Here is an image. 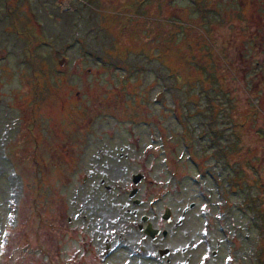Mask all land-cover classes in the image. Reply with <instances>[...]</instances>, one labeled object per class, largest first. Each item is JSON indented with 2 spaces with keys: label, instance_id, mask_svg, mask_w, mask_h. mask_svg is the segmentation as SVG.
Here are the masks:
<instances>
[{
  "label": "rangeland",
  "instance_id": "1",
  "mask_svg": "<svg viewBox=\"0 0 264 264\" xmlns=\"http://www.w3.org/2000/svg\"><path fill=\"white\" fill-rule=\"evenodd\" d=\"M100 179L112 237L187 207L120 264H264V0H0V264H93Z\"/></svg>",
  "mask_w": 264,
  "mask_h": 264
},
{
  "label": "flooded vegetation",
  "instance_id": "2",
  "mask_svg": "<svg viewBox=\"0 0 264 264\" xmlns=\"http://www.w3.org/2000/svg\"><path fill=\"white\" fill-rule=\"evenodd\" d=\"M134 174H139L141 177L143 176L141 173L137 172ZM133 175V174H132ZM132 179V176H131ZM83 182H86V177L83 178ZM104 187L108 192H111V188L104 185V180L100 179L99 184L97 185V188L95 191H92L91 193L87 192L82 197L81 206L78 208V210L73 214V217L67 216L66 220L69 222L72 221V219L78 221H86V226L82 225L83 227H86L87 229L91 230V235H95L94 238H92V243L94 246V250L96 253L93 256L92 263L93 264H120V262L116 259V252L119 250V248H122V240H127L129 231L127 229V224L134 228V231L136 233V236L134 237V243L138 245V247L135 246L134 243V249L131 251V255L129 257L135 256L140 253V255L144 256V261L148 263L149 259L153 256V244L165 240V238H168L171 236V225L173 228L178 227L182 224L183 219L185 218V214L187 212V207H185L180 215L179 219L175 222H173L172 217V210L169 207H166L164 209V213L159 217L158 214L154 213H148V212H141L138 217V221L132 220L130 223H126L125 225V233L123 234L122 231L118 233L117 237H112V234H114L113 230H108V232L105 233L106 229H101V224L104 221V199L103 194L104 191L100 190L99 187ZM76 190V191H75ZM81 190L78 186L73 185V193H76V197L81 196ZM138 193V187L134 184V187H132L128 193V198L131 200L133 204L141 205L146 204V199L141 198L138 199L135 195ZM132 194V196L130 195ZM135 196V197H134ZM192 204V205H191ZM189 205V208H192L193 203ZM149 207V206H148ZM159 218V220H158ZM95 226L96 229L91 228V226ZM104 230V231H103ZM147 231H150L153 233L150 235ZM107 234V236H106ZM132 247V246H131ZM133 248V247H132ZM191 249L190 247V241H186V243L183 245V247L178 248L175 246L173 249L165 248L158 249V255L160 257L161 261H165L167 264L174 263L176 260H173L171 262V258L169 255H185L184 257V264H188L191 253L189 252ZM135 253V254H134ZM113 256L109 258L111 255ZM215 253H213L214 255ZM163 255V256H162ZM162 256V257H161ZM176 258V257H175ZM174 258V259H175ZM177 259V258H176ZM128 259L124 260V263H127ZM179 264H181L180 260L177 259ZM73 262V259H72ZM141 263V262H140ZM142 264V263H141Z\"/></svg>",
  "mask_w": 264,
  "mask_h": 264
},
{
  "label": "water",
  "instance_id": "3",
  "mask_svg": "<svg viewBox=\"0 0 264 264\" xmlns=\"http://www.w3.org/2000/svg\"><path fill=\"white\" fill-rule=\"evenodd\" d=\"M59 64H62V60L59 62ZM132 182L133 184L137 185L139 183V181L141 180V176L139 174H133L132 175ZM132 196V194H130ZM192 205V204H191ZM150 235H152L153 233H151L150 231H147Z\"/></svg>",
  "mask_w": 264,
  "mask_h": 264
}]
</instances>
